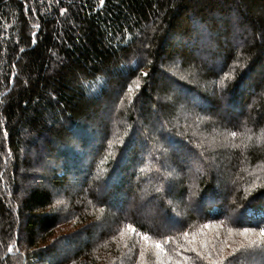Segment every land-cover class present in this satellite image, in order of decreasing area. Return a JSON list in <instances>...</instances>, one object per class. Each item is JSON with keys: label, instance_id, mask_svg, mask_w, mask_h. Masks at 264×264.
<instances>
[{"label": "trees", "instance_id": "obj_1", "mask_svg": "<svg viewBox=\"0 0 264 264\" xmlns=\"http://www.w3.org/2000/svg\"><path fill=\"white\" fill-rule=\"evenodd\" d=\"M257 226L264 0H0V264H157L151 244L184 232L264 264L230 255L246 241L228 229Z\"/></svg>", "mask_w": 264, "mask_h": 264}, {"label": "snow or ice", "instance_id": "obj_2", "mask_svg": "<svg viewBox=\"0 0 264 264\" xmlns=\"http://www.w3.org/2000/svg\"><path fill=\"white\" fill-rule=\"evenodd\" d=\"M57 2H59V0H57ZM99 3L101 6H103L105 3V0H99ZM66 11H67L66 9H60V14L64 15ZM147 46L148 45L145 44V47ZM133 63H136V62L133 61ZM141 75L146 76L147 73H141ZM225 78H229V74L226 73ZM104 83L105 81L103 80L102 77H97L96 82H94L93 84V91L97 90V86L102 88ZM133 86H135L136 88L140 87L138 78L134 79L132 83L128 85L129 91L132 90ZM230 135L232 137H235L237 133L232 132L230 133ZM249 139H251V137H249ZM10 154L11 153L9 152V155ZM126 227L132 233L138 234L145 242H147L150 239L147 233H138L137 229L133 227L132 225H127ZM205 227H207V225H205ZM228 232L229 234H232L235 232L236 234L244 237V240L246 241V244H241L238 248H234L232 250L230 255L233 258H236L237 253L247 252V251H260L264 253V227H259V226H257L256 228L243 227L240 229L229 228ZM123 234H124V231L122 229L120 232V235L123 236ZM181 235L186 239V243L181 244L177 242L176 246L170 250L165 248L164 245L168 244L169 242H175L173 241L172 237L164 238L163 242H161L160 240H156L151 244V248L155 250L153 254L157 260V264H182V261H183V264H189V261H192V264H195V261H193L191 257L182 256L181 250H183L184 252L190 251L192 253H195L196 259L206 260L208 261V264H221V258L218 256V254L216 257H214V252L216 250L214 248L208 249L207 242L198 243L195 238V233L192 234L191 239H187L189 236L188 232H184ZM251 236H255L256 239H252ZM12 251H13L12 244H9L7 246V253H11ZM220 251H223V249H220ZM146 252H147V249H145L144 247H141L140 253H139L141 264H144L143 258L145 257ZM172 253H175L176 257H182V261L181 259L174 258ZM0 259H3V257H0Z\"/></svg>", "mask_w": 264, "mask_h": 264}, {"label": "rangeland", "instance_id": "obj_3", "mask_svg": "<svg viewBox=\"0 0 264 264\" xmlns=\"http://www.w3.org/2000/svg\"><path fill=\"white\" fill-rule=\"evenodd\" d=\"M198 61H200V59H198ZM160 69H162L163 68V66H161V67H159ZM163 70V72L165 73V75H166V77L168 78V76H174L175 77V70H174V68H168V67H166V68H163L162 69ZM170 81V80H169ZM171 82V81H170ZM166 87V84H164L163 86H162V88H165ZM176 86H174V88H175ZM179 89V88H178ZM91 91H93V89L91 90ZM182 91V92H181ZM181 91H174V90H169V94H171V95H173L174 97H176V98H178L180 101H181V103L183 104V105H188V106H190V107H199L200 106V103H198L199 101L196 99V98H194L192 95H190V94H188V93H185V92H183V90H181ZM213 95V94H212ZM214 96V95H213ZM155 99H158L159 98V95H156L155 97H154ZM149 104V103H148ZM148 104H144V107H146V106H149ZM138 113V115H140V114H144V111H139V112H137ZM104 117V114H103V111L101 112V111H99L98 112V118L99 119H102ZM143 117H146V116H143ZM98 118L95 120V121H93L92 122V124L93 123H95V122H97L98 121ZM165 118V117H164ZM152 124V126H154L155 128H159V126H158V124H157V126H156V122H152L151 123ZM95 126V125H94ZM138 127V130L139 131H142L143 133H145L146 131H147V128H145L143 125H141L140 124V126H137ZM154 127H153V129H154ZM96 128H98V127H96ZM141 133V132H140ZM168 145H169V147L171 148V143L168 141ZM71 147H73V148H75L73 145H71ZM190 162H192V159L190 158ZM44 165L46 166L45 168L46 169H48V167H47V165L49 166V168L50 169H52V168H54V166H53V164H51L50 162L48 163V161H46V160H44ZM48 171V170H47ZM38 172H39V168H38ZM37 172V173H38ZM73 177V176H72ZM75 180H78V179H75ZM170 180H173V178H170ZM112 180H110V182H111ZM76 182H79V181H72V182H70L71 184H75ZM112 183V182H111ZM7 203H10V200H9V202H7ZM202 204L205 206L206 204H207V202H206V200H203L202 201ZM173 207H174V209H175V206L173 205ZM177 215V214H176ZM177 217V216H176ZM175 225V223L173 224V225H171V226H174ZM20 228H22V226H19ZM66 246V244H64V243H62V245H61V248H59L58 249V252H60V254H62V252H63V248Z\"/></svg>", "mask_w": 264, "mask_h": 264}]
</instances>
